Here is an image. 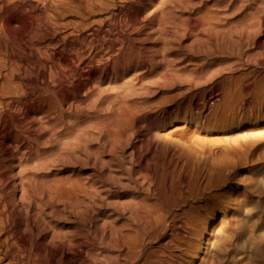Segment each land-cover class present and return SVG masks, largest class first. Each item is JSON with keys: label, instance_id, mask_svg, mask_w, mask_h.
<instances>
[{"label": "bare ground", "instance_id": "6f19581e", "mask_svg": "<svg viewBox=\"0 0 264 264\" xmlns=\"http://www.w3.org/2000/svg\"><path fill=\"white\" fill-rule=\"evenodd\" d=\"M244 8L236 22L205 0H0V247L12 264H225L239 222L219 224L231 203L217 190L233 162L223 161L248 139L227 137L223 164L221 136L191 141L252 105L230 102L240 76L264 73V0ZM70 26L77 39L62 36ZM184 73L192 83L179 82ZM94 136L127 142L126 168L142 194L119 201L124 213L80 242L42 214L86 205L96 182L39 171ZM48 137L59 150L45 156Z\"/></svg>", "mask_w": 264, "mask_h": 264}, {"label": "rangeland", "instance_id": "374dc122", "mask_svg": "<svg viewBox=\"0 0 264 264\" xmlns=\"http://www.w3.org/2000/svg\"><path fill=\"white\" fill-rule=\"evenodd\" d=\"M206 1L209 4L210 10L220 11L224 15L223 17H227L233 21L236 20L237 22V20L240 21L241 18H243V15L245 13L244 4L248 0H205V2ZM102 13L101 15L99 14L96 17H93V19L87 21V25L85 22L83 31L88 32L90 28L88 26V23L90 24L91 21H95L98 23L100 20L109 17L108 12L104 11ZM69 19L72 18H67L66 21ZM102 26L105 28V25ZM70 27L61 28L62 36L67 35L70 39H74L75 37L77 39V37L79 36V32L73 30L72 26ZM190 42L191 41H189V43ZM43 49L45 50L43 51ZM43 49L42 51L45 53H42V56L46 54L44 55L45 58L50 59V49L46 48V46ZM48 54H50V57L48 56ZM189 54L190 53H187L188 56L191 55ZM47 56L49 58H47ZM228 58L234 59V56H229ZM99 60L100 59H97L96 61L100 62L101 60ZM96 61L94 62L96 65L93 63V68L98 67V65H100L101 63H98ZM25 74L26 73L23 72L22 76ZM262 74L264 75V73H261L255 76L256 78H258L259 76L262 77V80L260 77L259 79H254L255 77H251V74H243L242 76L244 78L240 76V78L232 86L233 94L232 98L230 99V102H233V106L236 107L242 104V102L244 101L246 104L250 101L252 105L250 107V104H247V106L249 105V108H247V114H244V116L239 117L233 122L221 123L218 126L220 129L218 133L212 132V130L207 132H205L204 130H196L197 132L194 131L195 133H192V136H194V138H192L191 144L195 147V142L197 140L210 141L214 138V136L218 138L219 136H221L219 140L222 141L223 144L219 143V147H216V150L220 154L221 149L219 150V148H222L224 146L222 148V151H224L225 154L221 152L219 157L221 162L223 161L221 159L226 160V157H224L223 154L227 156L225 152L226 150H223L225 148L227 149V137V140H229V138L231 139V136L232 139L233 137L235 139V136L237 138L240 135L239 137H244L245 139H248L247 142L242 141L240 143V147L243 148L240 149L239 147V151L241 150L238 155L239 158L238 156L233 157L229 155L227 161H223L225 162V165L226 163H228L230 157H232L231 160L233 162L231 161L232 163L230 164L229 160V163L226 164L227 167L225 166V168L223 169L221 179L224 182L221 183L222 185L217 190L219 191V199L224 202L226 200V202L231 203L230 209L221 211L219 215V224L224 225L227 221L232 223L239 222V227H237L238 229H236V236L233 238L232 243H230L229 245L231 249L230 258L225 260V264H264V76H262ZM111 76L114 77L115 75L112 73ZM190 76L191 75L189 73H184L179 78V82H184V84L192 83L193 77ZM258 80L261 81L259 82ZM17 81L19 80H16L15 78L14 82L17 83ZM258 82L259 84L262 83L259 85L260 87L262 86V89L258 86ZM252 83H255L257 86H255V84L253 85ZM250 84L252 87L250 86ZM253 86H255L256 88H254ZM257 87H259L260 89H257ZM75 92V95L78 96V99H81L79 101L82 102L84 99L82 97L85 95L83 94L84 91H82L81 93V91L79 92V90L76 89ZM144 95L145 94L141 92L139 94H136L134 98L138 97L144 99ZM189 97H191V99L194 98L191 94L189 95ZM83 102L79 104L80 106L85 107V101ZM238 102L241 103L239 104ZM220 103H223L222 99L220 100ZM176 121L177 120L173 121V125H170L172 127H176L179 125L182 126V123L180 121L175 123ZM189 127V131L190 129H195V126ZM195 134L197 135L195 136ZM208 136L213 138L210 139L208 138ZM46 138H43L45 139V143H40L42 144L40 145V149H42L41 151L44 152V155L46 153L50 155L51 152L57 151L58 144L54 140L53 142H50L52 141V139H49V137V142L47 141V143ZM244 138L243 140H245ZM87 140L88 141L85 145L79 148L76 147V149L73 150L74 153L71 154V156H69L68 158L57 159L58 161L50 160L51 163L50 161H48V166L51 164L53 165L52 168L50 167L48 168V170L41 169L42 171H39L40 173H52L56 171V177L59 176L57 178L63 180L79 176L85 180H91L96 182L95 188H97L95 191H97L98 189L99 191H94L95 193L91 194L93 198L89 197L88 200L86 199L84 203H87L86 205L83 204L84 206L82 205V208L80 207L77 210L68 208L59 212H53L50 211V209L48 210L47 207V210H45V212L42 214V217L47 222L49 221V223L54 225L56 228L62 230L65 233H68L71 236L73 234V236H75L80 242H83L85 239H88L89 235L93 239L96 234L103 229L101 227H106L114 223L113 220H115V217L118 215L120 216L121 213H124L122 210L119 209L120 207L118 205L120 202L128 203L130 199L132 201V196L136 194L137 196H139L140 194H142V189H140V186L134 179L136 176H134L133 178L132 175H130V173L128 172V169L126 168V164L129 160L127 154L123 155L124 149H127L128 147L126 141H118L113 145H107L105 141V144L104 142H102L103 140H101L99 136L98 138L95 136L89 137ZM55 142L56 144H54ZM221 145L223 146L221 147ZM59 147L60 149L62 148L61 146ZM141 150H144V152H141L145 153V151L147 150L146 146H144ZM97 156L100 158L99 160L96 159ZM31 168L32 166H30L29 169ZM62 206L63 205H60L61 209H63ZM0 211H2L1 208ZM110 217L112 218L110 219ZM110 220L113 222L111 223ZM4 226V222L1 223L0 221V232L2 233L4 231ZM97 230L100 231L96 232ZM3 238L4 237H2V239ZM91 238H89V240L92 241ZM1 249L2 247H0V250ZM3 254L4 250H1L0 255L2 257H0L3 259L0 258L2 260L0 264H10L11 257L4 256ZM4 257H6L7 259ZM8 257L10 259H8Z\"/></svg>", "mask_w": 264, "mask_h": 264}]
</instances>
